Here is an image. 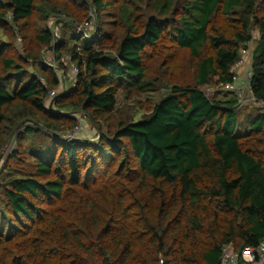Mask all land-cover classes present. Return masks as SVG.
Returning <instances> with one entry per match:
<instances>
[{"label": "trees", "instance_id": "1", "mask_svg": "<svg viewBox=\"0 0 264 264\" xmlns=\"http://www.w3.org/2000/svg\"><path fill=\"white\" fill-rule=\"evenodd\" d=\"M246 42L264 102V0H0V264H220L257 245L264 107L220 91ZM161 89L116 116L117 91ZM83 119L97 139H67Z\"/></svg>", "mask_w": 264, "mask_h": 264}, {"label": "rangeland", "instance_id": "2", "mask_svg": "<svg viewBox=\"0 0 264 264\" xmlns=\"http://www.w3.org/2000/svg\"><path fill=\"white\" fill-rule=\"evenodd\" d=\"M93 20H91L88 25H86L85 30L89 33L90 31H93ZM55 21L54 19H51L48 21V27L51 29L53 36H57V28L55 25ZM80 28V27H79ZM254 33V37L257 36L256 32ZM20 38H17L15 45L17 46L18 51L23 52L21 45H20ZM252 49V44H250V50ZM48 47L45 48L43 51L44 53L41 52V56L42 58L46 59V63L54 66V62L52 59V54L49 51L48 52ZM64 64L67 67V71L69 76L73 75L72 71L73 69L66 64V62L63 60ZM239 75H240V71H239ZM60 78L62 79V76L60 75ZM72 79V78H71ZM66 81V85H69L68 83L70 82V78L67 77ZM62 87L56 89V92L60 91ZM205 92L206 95H208L209 97L212 96L213 91L211 89L206 90L205 88ZM163 97V90L161 89V91L156 92V93H144V94H140V95H129V97H125V92H122L121 90L117 91L116 93V101H117V105H116V116L119 114L120 110L123 111V116L124 115H128L130 117H132L134 120L140 119L142 117V115L147 114L149 112V110H151L152 106L154 104H156L160 99H162ZM252 104H249V107L245 110V111H251L254 114H258L261 111V108H257V107H253L251 106ZM255 105V104H254ZM127 113V114H126ZM68 135L70 136H78V137H84V138H88L90 140H96V130L94 129L93 125L87 120V119H83L82 123H80V121L78 122V125L75 129H73L71 132H68ZM13 148V144L9 143L8 148L5 150V152L2 154L1 158H0V171H1V166H2V162H3V158L4 155L6 153V151H10Z\"/></svg>", "mask_w": 264, "mask_h": 264}, {"label": "built area", "instance_id": "3", "mask_svg": "<svg viewBox=\"0 0 264 264\" xmlns=\"http://www.w3.org/2000/svg\"><path fill=\"white\" fill-rule=\"evenodd\" d=\"M250 44L251 42L244 43L239 50V58L233 65L234 81L223 86L220 91L233 94L241 104L251 103L264 107V102L256 99L250 90L252 77ZM66 138L70 139L72 136L67 135ZM220 264H264V238L257 245L244 246L240 251H234L230 245H224L221 248Z\"/></svg>", "mask_w": 264, "mask_h": 264}, {"label": "water", "instance_id": "4", "mask_svg": "<svg viewBox=\"0 0 264 264\" xmlns=\"http://www.w3.org/2000/svg\"><path fill=\"white\" fill-rule=\"evenodd\" d=\"M55 25H56V24H55ZM42 53H44V51H43ZM11 138H12V134L7 138L5 144H4L3 147H2V149H1V151H0V158H1L2 154L5 152V150L8 148V145H9V143H10Z\"/></svg>", "mask_w": 264, "mask_h": 264}]
</instances>
